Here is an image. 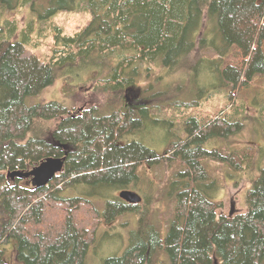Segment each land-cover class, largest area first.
<instances>
[{
    "label": "trees",
    "instance_id": "1",
    "mask_svg": "<svg viewBox=\"0 0 264 264\" xmlns=\"http://www.w3.org/2000/svg\"><path fill=\"white\" fill-rule=\"evenodd\" d=\"M21 1H30L31 8L33 0H0V7L12 10ZM48 1V16L73 9L91 16L73 34L54 26L48 60L28 47L32 37L26 30L0 37V264H85L94 241V228L88 226L97 212L88 198L61 197L59 192L77 184L89 185L94 194L126 187L136 182L140 163L151 165L161 157L136 138H122L150 122L166 128L153 116L152 100L135 108L125 101L127 88L134 86L152 91L149 97L160 99L157 103L164 101L165 91L153 89L152 63L185 68L192 52L210 47L221 58L232 52L233 61L223 68L216 62L214 68L221 85L232 84L229 99L254 76L264 75V0ZM205 26L212 27L209 41ZM201 55V62L207 59ZM83 67L96 70L105 101L115 107L111 113L97 114L95 107L71 113L55 100L25 103L28 95ZM196 104L180 101L178 106ZM185 125L186 137L166 128L171 137L167 160L179 159L184 166L166 187L175 198L166 235L152 222L148 206L108 199L105 222L136 211L138 227L125 250L106 257L103 264H150L157 252L165 254L168 264H264V163L247 190L246 211L221 214L217 181L202 159L242 169L240 163L249 156L237 159L206 147L209 139L226 137L240 124L223 112L206 123L190 117ZM66 151L63 169L41 187L32 186L29 178L21 184L7 177L8 171L29 170L45 157L64 156ZM12 240L10 263L4 246Z\"/></svg>",
    "mask_w": 264,
    "mask_h": 264
},
{
    "label": "rangeland",
    "instance_id": "2",
    "mask_svg": "<svg viewBox=\"0 0 264 264\" xmlns=\"http://www.w3.org/2000/svg\"><path fill=\"white\" fill-rule=\"evenodd\" d=\"M29 4L30 1L23 2V4L21 1V4L12 10L0 7V37L18 36L26 30L32 37V43L30 42L28 47L43 60H48L51 55V48L54 44V26L61 27L63 34H73L91 16L89 12L81 9L59 10L48 16L47 11L51 6L49 1L47 3V0H33L31 8ZM211 29L212 27L209 29L208 26L202 29L208 41L211 38ZM201 54L207 58L202 62ZM233 60L232 52L221 58L214 48L209 47L202 50V53L199 51L190 53L187 56L185 68H182L184 66L167 68L158 63H152L153 89L165 91L164 101L157 103L160 99L153 100L149 97L152 91L144 93L136 86L128 89L124 94L125 101L133 108L147 100H152V103H155L151 109L153 116L158 120L159 125H166V128L175 134L174 136L186 137L185 122L193 116L199 122L206 123L209 118L221 116L224 112L229 113L232 121L240 124L235 132L226 137L209 139L206 147L218 148L222 153H230L237 159L244 155L249 156V159L240 163L242 169L232 168L226 162L202 159L212 179L217 181L215 196L216 200L221 202L218 210L221 214L246 211L247 190L264 163V75L254 76L247 86L241 88L240 94L236 91L233 98L229 99L227 96L232 90V84L221 85L219 75L214 68L216 62H219L223 68L227 62ZM193 66L196 68H192ZM95 74L96 70L90 67L78 68L72 75L57 78L52 85L41 92L28 95L25 103L33 105L55 100L66 105L71 113L95 107L97 114H109L115 107L105 101L107 99L101 90L102 82L99 78H94ZM180 101H196L197 104L188 107L178 106ZM166 128L163 129L162 126L159 127L150 122L149 126L125 133L122 137L124 141L136 138L155 149L161 156L156 163L151 165L148 163L147 165L146 162L140 163L137 166L136 182L128 183L123 188L136 191L143 198L138 202L139 206L150 208L151 220L162 236L166 235L175 208V198L168 195L166 187L176 172L184 168L179 159L167 160L170 153L165 151L171 137L167 135ZM7 177L11 181L26 183L18 176L12 178L7 175ZM59 186L62 187L63 184ZM123 188H111L101 191L100 194H94L90 191L89 185L77 184L59 192L61 197L84 196L88 198L90 207L97 212V217L96 213L92 214L95 216L91 218L94 223L88 226L94 228V241L89 246L85 264H103L106 257L121 254L130 242L131 232L137 229L138 214L136 211H125L110 224L103 218L106 200L117 199L119 191ZM48 214L51 216L50 213ZM79 216L82 218V214ZM4 247L7 260L13 263L11 259L14 257L13 240ZM150 264H168V259L164 253L157 252Z\"/></svg>",
    "mask_w": 264,
    "mask_h": 264
},
{
    "label": "water",
    "instance_id": "3",
    "mask_svg": "<svg viewBox=\"0 0 264 264\" xmlns=\"http://www.w3.org/2000/svg\"><path fill=\"white\" fill-rule=\"evenodd\" d=\"M128 89H131V87L127 88V90ZM63 146L66 148V144ZM66 155L67 151L64 156H47L29 170L16 169L8 171L7 175L12 178L16 176L19 178H30V182L33 186L41 187L52 180L53 177L62 170ZM119 197L129 203H138L141 200V196L136 191L130 189H122L119 192Z\"/></svg>",
    "mask_w": 264,
    "mask_h": 264
}]
</instances>
